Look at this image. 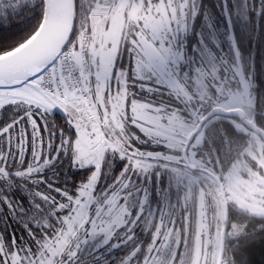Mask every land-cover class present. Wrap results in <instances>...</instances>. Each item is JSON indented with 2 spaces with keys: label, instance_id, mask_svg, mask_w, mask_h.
<instances>
[{
  "label": "snow or ice",
  "instance_id": "6c2138e0",
  "mask_svg": "<svg viewBox=\"0 0 264 264\" xmlns=\"http://www.w3.org/2000/svg\"><path fill=\"white\" fill-rule=\"evenodd\" d=\"M157 2L0 0V199L22 230H0V264H110L99 253L108 244L133 246L116 264L137 261L154 176L160 198L159 156L143 147L147 138L108 141L118 124L138 119V105L151 103L133 92L144 58L166 57V37L190 8L182 0L163 25L149 19ZM21 21L30 26L11 38ZM16 180L32 211L3 195ZM113 204L124 205L119 217Z\"/></svg>",
  "mask_w": 264,
  "mask_h": 264
},
{
  "label": "rangeland",
  "instance_id": "374dc122",
  "mask_svg": "<svg viewBox=\"0 0 264 264\" xmlns=\"http://www.w3.org/2000/svg\"><path fill=\"white\" fill-rule=\"evenodd\" d=\"M181 2L158 0L149 16L150 22L167 25L174 18L169 13L179 10ZM237 2L190 0L183 24L166 37L169 48L166 57L144 58L146 67L137 77L133 92L137 99L151 103L138 105L136 121H124L110 132L108 142L120 146L136 136L141 140L147 138L143 147L159 156L154 163L161 175L160 198L156 195L154 176L149 208L144 210V218L137 226L135 245L139 255L134 264L219 263L226 215L221 187L211 174L184 164L186 147L191 165L211 169L222 178L228 201L252 215L264 216L262 135L233 120L239 131L248 134V141L245 145L238 144L239 152L233 147L228 156L223 154L219 158L202 147L206 127L196 131L204 111L210 108L233 110L246 120L254 119V85L243 68L230 29L223 24V18L236 13ZM233 151L237 152L235 157ZM227 160L230 162L226 166ZM102 177L101 182L111 183L110 177ZM123 208L124 205L113 204L114 214L119 217ZM132 211L135 215L136 209ZM245 226L232 217L227 241L244 234ZM103 247L110 252L105 256L110 264H116L133 248L127 244ZM222 264L231 262L226 260Z\"/></svg>",
  "mask_w": 264,
  "mask_h": 264
},
{
  "label": "trees",
  "instance_id": "16d2710c",
  "mask_svg": "<svg viewBox=\"0 0 264 264\" xmlns=\"http://www.w3.org/2000/svg\"><path fill=\"white\" fill-rule=\"evenodd\" d=\"M210 1L211 0H208V3H210ZM223 7L225 8V6ZM227 8L232 10L229 6ZM236 10V13L231 15V18H223V24L230 29L231 35L236 43V48L241 54L243 68L246 73L250 75L254 85V119L249 118L248 120L258 128V131L249 127L238 116L218 114L209 117L203 122L199 129L200 131L205 126L207 132L206 142L202 147L211 154L215 153L219 158H222L223 154H227L228 156L229 151L233 147H237V152H239L240 145L238 144L245 145L248 141V134L239 131L233 123V120L247 125L249 130L260 133L264 141V0H238ZM21 24V31L13 33L11 38H15V36L22 34V32L26 31L30 26L24 21H21ZM210 110L211 108L204 111L203 117ZM215 118L218 119L215 120ZM237 152L233 151L232 157H235ZM229 157L228 159H231V156ZM229 162L230 160H227L225 165L227 166ZM61 167H64V165H56L54 169L59 171ZM208 170L214 173L213 170ZM67 171L68 170L65 169L64 172L60 173L61 182H63V178L67 176ZM43 175L46 178L52 177L54 175V170L46 168L44 169ZM217 177L221 182L223 181L218 175ZM20 184L21 181L16 180L15 187H13L11 191L3 192V195L8 196L13 201L22 202L26 209L32 211L33 209L29 204L30 194L22 189ZM31 187H33V185H29V188ZM41 190H43L42 187ZM36 203L41 204L42 202L37 198ZM227 211L228 227L223 245V262L230 260L231 264H264V216L252 215L241 210L233 202L228 201V199ZM17 215L18 213H10L8 207L4 205L2 199H0V230L8 225L11 226L10 231L21 232L22 230L16 219ZM5 217L7 218L6 221ZM232 217L237 219L240 223L246 224L245 232L237 238L227 241V231L231 224ZM105 250L104 247L99 249V253L103 255L104 259L106 255L107 257L110 255V252H105Z\"/></svg>",
  "mask_w": 264,
  "mask_h": 264
},
{
  "label": "water",
  "instance_id": "95a60500",
  "mask_svg": "<svg viewBox=\"0 0 264 264\" xmlns=\"http://www.w3.org/2000/svg\"><path fill=\"white\" fill-rule=\"evenodd\" d=\"M232 115V116H238L240 117L249 127H252L254 128L256 131H258V128L251 122L249 121L248 119L246 120V118L240 114H238L236 111H233V110H222V109H219V108H213L211 109L202 119H200L199 121V124L197 126V130L198 131L201 127V125L203 124V122L205 120H207L209 117L213 116V115ZM186 150H187V147L185 148L184 150V156L183 158L185 159L184 160V164L186 166H188V168H191V169H197V170H203L209 174H211L216 180L217 182L220 184V187H221V191H222V195H223V198H224V203H225V212H226V215H225V224H224V228H223V231H222V242H221V249H220V257H219V263L218 264H222L223 262V245H224V239H225V234H226V230H227V227H228V211H227V199H226V193H225V190H224V184L219 180V178L217 177L216 174H214L213 172L209 171L208 169H205V168H201V167H197V166H193L191 165L188 161H187V158H186ZM187 161V162H186Z\"/></svg>",
  "mask_w": 264,
  "mask_h": 264
}]
</instances>
